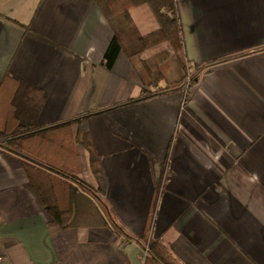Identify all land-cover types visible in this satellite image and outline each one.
<instances>
[{"label": "crops", "instance_id": "0c3cea01", "mask_svg": "<svg viewBox=\"0 0 264 264\" xmlns=\"http://www.w3.org/2000/svg\"><path fill=\"white\" fill-rule=\"evenodd\" d=\"M176 4L191 71L203 66L193 84L105 110L143 92L142 62L167 44L128 58L124 42L107 68L113 31L94 0H0V83L8 73L45 93L42 126L89 114L107 222L61 228L0 152V264H143L148 243L179 264H264V0ZM130 13L139 35L158 28L147 3Z\"/></svg>", "mask_w": 264, "mask_h": 264}, {"label": "trees", "instance_id": "16d2710c", "mask_svg": "<svg viewBox=\"0 0 264 264\" xmlns=\"http://www.w3.org/2000/svg\"><path fill=\"white\" fill-rule=\"evenodd\" d=\"M94 1L113 31V38L102 59L105 67L112 66L118 52L123 50L124 42L129 48L124 51L128 58H139L142 53L160 44L168 46V49L142 62L143 72L148 77V80L143 79V92L105 110L181 89L187 90L193 84L203 66L193 64L191 71L185 57L176 0ZM139 3L149 5L158 24L156 30L146 35H139L136 31L130 13ZM9 78L14 84L3 96L2 86ZM160 80L164 81L163 87L155 90L148 88ZM45 97L43 91L5 73L0 83V152L19 161L41 207L61 228L106 225L101 211L102 208L106 210L105 176L89 131L82 124V120L89 114L42 126L38 122V115ZM77 146L87 152L89 169L96 181L95 187L78 176L80 166ZM107 217L119 231L128 235L108 210ZM143 264L179 263L160 244L148 243Z\"/></svg>", "mask_w": 264, "mask_h": 264}, {"label": "rangeland", "instance_id": "374dc122", "mask_svg": "<svg viewBox=\"0 0 264 264\" xmlns=\"http://www.w3.org/2000/svg\"><path fill=\"white\" fill-rule=\"evenodd\" d=\"M147 13H150V11H149V12L146 11V12L144 13L143 16H147V17H149V14L147 15ZM79 151H80V155H81L82 153H84L83 150H81L80 148H79ZM81 157H82V155H81ZM86 174H87V173H86ZM87 175H88V174H87ZM84 178H85L86 180H90V178H88V177H86V176H85ZM84 181H85V180H84ZM87 184H88V183H87Z\"/></svg>", "mask_w": 264, "mask_h": 264}, {"label": "built area", "instance_id": "2783aa9c", "mask_svg": "<svg viewBox=\"0 0 264 264\" xmlns=\"http://www.w3.org/2000/svg\"><path fill=\"white\" fill-rule=\"evenodd\" d=\"M147 247V246H146Z\"/></svg>", "mask_w": 264, "mask_h": 264}]
</instances>
